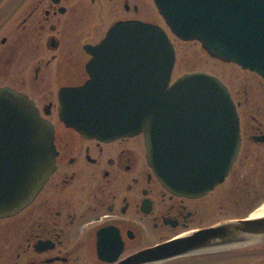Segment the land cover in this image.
<instances>
[{
  "label": "flooded vegetation",
  "instance_id": "af4514ba",
  "mask_svg": "<svg viewBox=\"0 0 264 264\" xmlns=\"http://www.w3.org/2000/svg\"><path fill=\"white\" fill-rule=\"evenodd\" d=\"M158 14L153 0L0 2V87L32 100L53 126L55 148L54 169L31 200L0 216V264H120L149 247L241 218L264 201V77L257 73L251 96L244 87L242 98L211 73L236 104L240 145L224 180L199 196L162 185L141 134L85 137L61 119V92L88 78L85 46L101 41L117 21L158 23ZM247 254L256 257L248 264H264V241L155 264H243L238 259Z\"/></svg>",
  "mask_w": 264,
  "mask_h": 264
},
{
  "label": "water",
  "instance_id": "95a60500",
  "mask_svg": "<svg viewBox=\"0 0 264 264\" xmlns=\"http://www.w3.org/2000/svg\"><path fill=\"white\" fill-rule=\"evenodd\" d=\"M154 2L177 38L197 40L210 56L264 77V0ZM85 48L88 78L60 94L67 127L99 139L142 134L148 164L173 193L203 195L224 180L240 133L236 106L218 77L192 71L171 82L174 47L151 22L117 21ZM54 161L52 124L25 94L0 87V216L31 200ZM261 241L264 215L247 216L149 247L120 264H155Z\"/></svg>",
  "mask_w": 264,
  "mask_h": 264
},
{
  "label": "rangeland",
  "instance_id": "374dc122",
  "mask_svg": "<svg viewBox=\"0 0 264 264\" xmlns=\"http://www.w3.org/2000/svg\"><path fill=\"white\" fill-rule=\"evenodd\" d=\"M156 21L167 31L172 43L175 46L176 62L172 73L174 80L181 73L191 70H203L208 73H217L225 80V82L233 89L239 90V97L244 96V87H246L248 96L250 97L253 91V84L256 81L255 73L241 68L235 63H221L215 60L204 52L198 41H182L173 35L168 29L162 17L156 15ZM264 203V201L262 202ZM262 203L254 205L251 209H244L243 216L252 213ZM260 256V255H259ZM253 254H247L239 257L238 261L243 264H248L255 260Z\"/></svg>",
  "mask_w": 264,
  "mask_h": 264
},
{
  "label": "bare ground",
  "instance_id": "6f19581e",
  "mask_svg": "<svg viewBox=\"0 0 264 264\" xmlns=\"http://www.w3.org/2000/svg\"><path fill=\"white\" fill-rule=\"evenodd\" d=\"M261 215H264V203H262L250 214L251 217H257Z\"/></svg>",
  "mask_w": 264,
  "mask_h": 264
}]
</instances>
